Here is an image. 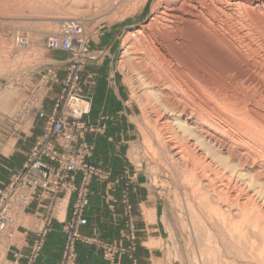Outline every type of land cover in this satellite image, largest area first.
Instances as JSON below:
<instances>
[{
    "label": "rangeland",
    "instance_id": "374dc122",
    "mask_svg": "<svg viewBox=\"0 0 264 264\" xmlns=\"http://www.w3.org/2000/svg\"><path fill=\"white\" fill-rule=\"evenodd\" d=\"M35 1H40L39 7H31ZM93 1L91 4L84 2L86 5L83 4L79 9L77 0H0V136L8 139L11 144L15 141L18 129L27 130L34 117L44 119L42 133L34 139L22 167L12 172L7 184L23 168L34 148L41 142L50 117L55 113L62 117L63 111H69L66 106L57 108L58 100L62 99L63 103L66 97L78 94L80 97L77 100L86 102L85 110L82 111L89 110L78 119L73 120L69 116L66 118L64 123L67 127H73V138L68 142L69 147L65 148L56 135H52L48 142L59 154H74L75 158L81 159L93 169V174L86 184L83 178L86 171L83 168L69 171L59 166L57 161L44 156L43 152H39L38 156L49 163L53 173L58 172L62 179L57 190L56 183L48 180V189L37 187L29 198L30 200L37 190L51 197L49 212L41 218L38 231L50 224L56 201L75 193L70 215L62 220L64 230V225L71 219L78 190L84 187L87 203L82 209L81 217L86 220V224L84 212L89 203V185L92 178L107 180L110 185L108 190L122 182L119 199L106 194L105 203L111 211L116 204H120L124 225L128 230L126 236L131 242L129 247L113 243L123 249L114 258L125 252L134 262L135 246L132 241L135 226L128 196L130 176L124 171V176L113 177L110 169L88 161L93 153V145L87 141L86 135L102 133L109 121L117 131L122 130L124 134L128 132L130 142L127 145V157L124 156L129 164L127 169L129 172L131 169L133 172L136 170L137 177L144 178L145 189L160 204L159 212L162 213L166 228V240L151 244L161 247V256L154 264H220L218 246L221 242L218 229L211 224L206 212L202 213L194 206L181 170L167 164L166 159L159 154V147L155 145L152 137L155 122L149 111L151 102L141 91V86L134 83L132 61L124 56L122 43L126 30L142 26L143 32L148 31L152 9H155L158 15L164 17L162 22H166V29L172 33L170 39H164V49L160 50L163 61L172 60V63H177L181 74L188 77L184 80L185 83H192L191 87L194 86L195 91L199 90L198 94H202L200 97L205 101L216 99L218 107L212 105L214 113L223 114L224 109L229 110L225 108V104L230 100V103L237 105V113L241 109L244 113L240 114H246L244 116L247 119L255 118L260 126L258 128L262 129L263 10L254 4L257 0L244 1L232 13H222L211 0H180L178 5L182 2V7L176 12L177 17L172 19L164 15L167 12L163 8L165 0H127L114 7L105 0L97 3ZM46 2H50L49 6H45ZM67 9L76 14L53 19L61 12H68ZM170 19L174 21L171 24L175 27H168L167 22ZM72 23H75V27L69 26ZM74 28L79 31H74ZM52 39L58 47L48 46ZM84 46L89 52L88 58L81 63L75 89L68 94V87L63 82L68 76V57L82 52ZM77 100L71 104L74 109ZM221 107L224 109L221 110ZM48 110L49 112H45ZM92 111L99 112L96 124L89 120ZM78 174L80 179L77 183ZM59 203L57 214L61 219L64 202ZM190 203L195 209L193 212L188 209ZM148 220H151L149 216ZM131 226L133 232L130 231ZM5 251L6 249L0 251V256Z\"/></svg>",
    "mask_w": 264,
    "mask_h": 264
},
{
    "label": "bare ground",
    "instance_id": "6f19581e",
    "mask_svg": "<svg viewBox=\"0 0 264 264\" xmlns=\"http://www.w3.org/2000/svg\"><path fill=\"white\" fill-rule=\"evenodd\" d=\"M77 1L80 9L84 2L92 0ZM100 1L103 0L93 2ZM124 1L127 0H105L111 7ZM179 1L165 0L164 15L175 19L182 7ZM244 1L211 0L222 13H232ZM39 2H32L31 7H39ZM44 4L49 6L50 2ZM254 4L261 7L264 15V0ZM157 13L152 9L147 32L141 30L142 26L126 30L122 43L124 56L132 61L134 83L141 86L151 102L153 141L167 164L181 170L194 206L206 212L211 224L217 227L220 264H264V128H258L255 118L240 114V108L237 113V105L230 100L224 106L229 108L227 113L223 107V114L214 113L212 105L218 107L216 99L205 101L199 90L191 87L192 83H185L187 76L181 74L177 63L163 61L160 50L164 49V39H170L172 33L162 22L164 17ZM72 14L76 13L61 12L53 19ZM173 22L170 19L168 27H175ZM85 106L86 102L77 100L75 108L85 110ZM188 207L191 212L195 210L193 204Z\"/></svg>",
    "mask_w": 264,
    "mask_h": 264
},
{
    "label": "crops",
    "instance_id": "0c3cea01",
    "mask_svg": "<svg viewBox=\"0 0 264 264\" xmlns=\"http://www.w3.org/2000/svg\"><path fill=\"white\" fill-rule=\"evenodd\" d=\"M98 114L99 112L92 111L89 120L96 124L99 119ZM43 122L44 119L34 117L27 130L18 129L15 141L11 144L8 139L0 136V188L9 182L12 172L22 167L34 139L42 133ZM115 128L107 121L102 133L86 135L87 141L93 145V153L88 161L110 169L113 177L124 176V171L130 176L128 196L132 205L131 216L135 226L132 241L135 246V260L133 262L125 252L118 255L116 259L114 258L113 262L104 258L102 246L97 241L118 243L123 247L131 245L126 236L128 230L124 225L120 204H116L114 210L111 211L105 203L106 194L119 199L123 183L119 182L112 190H108L110 185L107 180L92 178L89 185V203L84 212L87 223L80 225L78 232L82 237L96 240L76 241V264H154L161 256V247L151 244H159L166 240V228L162 221V213L159 212V202L156 198L153 199L145 189V180L142 176L137 177L135 167L134 172L132 169L131 172L127 169L129 164L124 156L127 157L129 147L127 145L130 142L128 132L124 134L122 130L117 131ZM123 146L125 151L122 149ZM79 179L80 174L77 175V183ZM74 197L75 193H72L69 197L59 199V202H64L61 219L57 214V206L60 203L56 201L51 213L54 217L50 224L45 226L46 235L40 253L33 264H60L65 242L62 220L70 215ZM50 198L49 194L37 190L28 201L23 213L19 216L21 222L17 226L18 233L14 242L8 246L4 255L0 256V264H26V256L36 238L39 222L49 212ZM148 216L151 220H148ZM14 253H18V256L16 257Z\"/></svg>",
    "mask_w": 264,
    "mask_h": 264
},
{
    "label": "built area",
    "instance_id": "2783aa9c",
    "mask_svg": "<svg viewBox=\"0 0 264 264\" xmlns=\"http://www.w3.org/2000/svg\"><path fill=\"white\" fill-rule=\"evenodd\" d=\"M75 23L69 24L70 27H75ZM74 31H79L77 28H74ZM49 47H58V44L54 40L49 41ZM87 48L84 46L82 52L77 53V55L69 58L68 57V76L63 81L68 87V94L75 89L74 85L78 80L80 65L88 58ZM80 96L77 94L70 95L66 97L65 102H61L62 99L58 100L56 107L61 108L67 107L69 111H63L64 116H57L56 113L50 117L47 121L46 131L40 139V143L34 148L32 155L29 157L27 162L24 164L23 168L13 175L9 184L5 185L3 188H0V251L7 249L9 245L13 244L14 238L18 233L17 225L19 221V216L23 213V209L26 206L29 198L35 191L37 187L43 189H48V180H53L56 185V190L59 188V181L62 179L60 174L53 173L51 166L46 161H43L38 156L39 152H43L44 156L51 158L59 163V166L69 169V171H75L78 168H83L86 171L84 174V183L87 184L91 174H93V169L89 167L86 163L82 162L81 159L75 158L74 154L63 153L59 154L58 151L53 148L48 142L49 138L52 135L59 136L61 144L67 148L69 147L68 142L73 138L72 129L67 127L64 123L67 119L72 118L73 120L78 119L81 115L88 112L74 109L71 105L74 103ZM71 107V108H70ZM69 116V117H68ZM58 119V120H57ZM74 123V122H73ZM70 125V124H69ZM87 150L88 148L85 147ZM61 158V160H59ZM85 184V185H86ZM62 188V187H61ZM60 188V189H61ZM70 188V187H68ZM74 189V187H72ZM87 203L86 198V188H81L78 190L77 198L72 207V215L70 221L64 225V232L66 235L62 257L60 264H76V251L75 244L76 241L82 239L86 241H91L93 239L82 238L78 232V226L84 224L86 220L82 218V209ZM133 227H130V231L133 232ZM46 233V228L40 229L37 232V237L33 241L30 251L27 255L26 264H33L37 259L44 236ZM103 249V256L107 260H113L114 256L117 253L123 251L122 248H119L113 243L99 242L97 241ZM15 256H18V253H14Z\"/></svg>",
    "mask_w": 264,
    "mask_h": 264
}]
</instances>
